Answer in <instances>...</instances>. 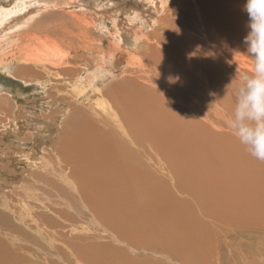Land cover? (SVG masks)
Returning a JSON list of instances; mask_svg holds the SVG:
<instances>
[{
	"label": "bare ground",
	"instance_id": "6f19581e",
	"mask_svg": "<svg viewBox=\"0 0 264 264\" xmlns=\"http://www.w3.org/2000/svg\"><path fill=\"white\" fill-rule=\"evenodd\" d=\"M62 1L70 0L0 3V67L3 66L10 75L14 73L11 71L15 65L16 74L22 76L25 84L35 83L36 92L45 94L40 106L43 117L48 113L45 100L54 99L60 103V109L65 111L61 113L66 118L61 129L59 124L54 125L55 122L52 124L47 118L37 120L31 112L29 123L21 130L19 123L9 126L7 134L2 132L18 137L31 131L35 136L33 142L37 147L30 154L26 151L27 143L11 140L10 151H15L7 153L13 156L12 160L24 162V166L33 163L34 157H41V151L49 141L55 142L54 146H49L48 153H44L45 158L39 161L41 167L29 174V184L25 185V181L23 186L26 187L22 186L24 191L18 192L23 194L21 199L16 194L17 202H20L18 210L25 219L24 223L10 219L16 224L12 228L22 230L24 238L36 245L37 252L41 251V242L48 243L49 254L38 258L43 264H59L53 262V252L60 260L74 258L96 264H106L109 260L112 261L110 264H204L207 256L201 253L204 250L198 251V243H192L193 239L189 238L192 230H184L186 226L179 225L186 233L190 232L188 237L184 234L185 239L181 235L178 239L173 235L168 240H161L157 234L155 237L143 236L147 228L139 232H142V240L134 239V232L128 227L135 219L134 213H138L141 220V214L145 216L144 210L150 203L147 196L148 199L152 196L155 201V197L172 195L177 189L173 178L177 174L179 158L190 155L194 152L193 147L202 143V135L195 138L188 134L193 128H207L204 123L209 119V111L205 106L214 96L215 85L218 91H224L226 70L231 62L230 65H235V59L230 62L223 58L229 54L228 38L234 44V40L242 39V33L251 35L249 0H189L188 3L180 0L177 8H173L177 4L174 0H143L146 6L128 9L122 18L115 12L109 19L110 27L104 28L111 44L106 48L100 47L103 41L93 39L90 29L96 23L89 20V14L60 13L59 9L65 7ZM40 4L44 6V14L38 17L33 8L41 7ZM138 44L141 49L150 48L151 52L141 54V58L131 57L132 49ZM252 75L247 72L246 76ZM198 99L203 102L196 105L194 101ZM10 109L15 113L22 110ZM58 112L56 114L60 116ZM193 113L195 116L200 114L205 122L190 119ZM60 119L63 123V118ZM208 135L209 129L204 136L207 138ZM181 150H185L183 156ZM9 156L4 155L3 159ZM199 161L201 159L196 158L194 163L199 164ZM229 168L221 181L226 202L233 211L241 208L252 187L246 181L245 164L238 163L236 167L234 162ZM258 182L253 185L259 188H255L257 198L264 194V188ZM239 191L240 198L237 197ZM136 198L141 200L138 204ZM164 208L155 211H165ZM167 215L164 216L166 220L169 219ZM117 220L127 223L115 230ZM170 220L172 223V217ZM86 226L89 229L84 232ZM173 227L179 233L180 229ZM136 228L138 226L133 230H139ZM172 228L171 233L174 232ZM101 238L107 243L99 241ZM65 239L69 240V247L64 243ZM83 244L91 252L98 247L101 254L85 255L82 253L85 249L75 250Z\"/></svg>",
	"mask_w": 264,
	"mask_h": 264
},
{
	"label": "rangeland",
	"instance_id": "374dc122",
	"mask_svg": "<svg viewBox=\"0 0 264 264\" xmlns=\"http://www.w3.org/2000/svg\"><path fill=\"white\" fill-rule=\"evenodd\" d=\"M1 1L8 2L9 0H0V3ZM170 1L173 2V0H170ZM174 1L177 4L176 5L174 4L173 8H177V6L179 7L178 3L180 0H174ZM67 2H63V1L61 2L62 5L65 4L64 5L65 7L59 9V12L63 14L67 13V15L68 14L70 15V13L74 11L78 14L79 13L89 14L88 16L91 18V19L89 18V20L93 24L96 23L94 25L95 27H92V28L90 27L91 28L90 30L92 32L89 31V33L91 32L94 40L103 41L100 43V47H104V48L110 46L111 44L110 38L106 35L107 32L105 29L110 27L109 19H112L111 17L115 14V12H116V16H120V18H122L124 11L128 9H132L135 6H140L141 8L143 6H146L144 5L145 2H143V0H70ZM188 2L189 0H181V3H188ZM40 5L41 7L33 8V11L35 10V12H38V15H37L38 17L44 14L43 13L44 6L43 4H40ZM53 7H55V5ZM38 17H36V19ZM106 20H108V22ZM76 29L77 28H74V31H76ZM102 30L104 31V33L102 32ZM252 37L254 36H250V33H242V39L234 40V44H233L232 39L228 38L229 44L227 47L229 49V54L227 55V57L223 56V58H226L228 60L230 59V62L231 61L234 62V59H235V65H230V64H233L231 62L229 64V67L226 70L227 72L226 81L223 84L224 91H218L216 88V85L214 86L215 87L214 96L211 97L210 102H208L209 104L205 106V108H207V110L209 111L208 121L205 122V119H203V117L200 114H197L198 116H195L193 113L191 114V117H190V119H194V120L198 119V120H202L205 122L204 125L207 128L200 129L201 126L195 129L193 128L191 134L190 135L188 134L189 137L195 136V138H197V136L202 135V138H201L202 143L199 145H196L197 147L192 146L194 149V152H192L191 154L193 155L191 154L185 155L183 159L179 158L177 174L173 178L175 180L177 189L172 193V195L169 194L166 197H161V198L155 197L156 199L155 201L152 196L150 197V199H148V196H147L146 198L147 200L150 201V203H148L149 201L147 202V201L142 200L143 203H148L147 205H149V207L147 208L149 210L147 208L145 209L146 211L144 210L145 216L144 214H141L142 220L139 217H137L138 213H134L136 215V216L134 215L135 219L131 223L130 225L131 227L130 226L128 227L129 229L132 228V230L131 229L130 230L134 232V236H135L134 239L142 240L141 239L142 235L148 236V237H150L149 235H151L155 237L156 234H157L156 237H159L161 240L162 239L168 240L173 235L175 236V238H177L178 236V239L180 235L181 237L184 238V234L186 235L185 236L186 238L188 237L187 235L190 234V232L186 233L185 231L180 229V226L182 225V226L187 227V229H184V230H188V228H190L189 230H192L189 238L190 240L193 239L192 243L194 242L198 243L197 246H200V248L199 247L197 248L198 251L204 250L203 252H201L207 256L206 258L207 262H205L204 264H210V263L211 264H264V202H263V198H264V194H263L264 193V189H263L264 188V160L257 159L251 154L250 146L241 142V134L237 131V129L231 126V122L234 118V113H235V109L237 105L239 90L245 84V77H247L246 76L247 72H250L253 74L255 72L256 60H255V56L253 55L252 51L249 48L250 40H255ZM139 46L140 44H138V46L135 45V47L132 49L130 53L131 57L141 58V54H144V53L148 54V52H151L150 48L145 47L144 49H141ZM239 47H240V50L238 49ZM33 67L35 68V66ZM0 68H1L0 69V112H1L0 113V127H1L0 128V135H1L0 136V139H1L0 140V154H4L6 157L9 156L8 153L10 150H12V147H11L12 142L18 143V140H19V143H24V142L27 143L28 147L26 151H28L30 154V152H33L34 151L33 149L37 147L36 144L33 142L34 137H35L33 133L31 131L23 132V134L18 135V137L16 135L14 136V134L6 135L7 132H9L8 127L11 125L18 126V124L20 123V125L18 126V129H20L25 123L26 124L29 123L28 116H29V113L32 112L34 114L33 117L36 118L37 120L38 119L42 120V118H47L49 119L48 121L50 123L51 121H52V124L53 122H55L56 124L54 123V125L59 124L58 126H60L62 129L63 126L65 125L64 119L66 118H64V115H63L65 111L60 109L61 107H59L58 105L60 104L59 102L55 101L54 99H48V100L46 99L45 100L46 103L44 104L48 108V113L43 114L44 115L43 117L42 114L40 113L41 111L40 106L42 105V102H44L43 100H44L45 94H38L36 92L37 89H36L35 83L25 84L24 81L21 79L22 76L20 74H16L15 65L12 68L11 72L12 73L14 72V73L10 74L11 76L8 74L6 69L4 70L3 66ZM36 70L39 71L37 68ZM49 101L50 103L47 105ZM201 102H203L202 99H198L197 101H194L196 105ZM176 103L178 104L179 102H176ZM11 104H13V106ZM170 104L175 105L174 101L173 102L170 101ZM51 105H52V108L53 107L55 108L52 109ZM167 105L169 104L167 103ZM11 107H14L15 110L17 109H20V110L22 109V110L20 112L17 111L16 113L10 112L12 111L10 109ZM54 111L55 113H52ZM57 111H59L58 113H60V116L56 114ZM61 112H63V114ZM11 113H12L14 120L12 119ZM18 114L21 118L18 116ZM3 115L6 116V118H4L5 120L3 119ZM9 116H11V118ZM38 117H41V118H38ZM59 117L63 118V123H60L62 122V119H60ZM249 126L254 127L255 123L249 122ZM60 127L58 129L59 131L61 130ZM208 129H209V135L206 138V136L204 135L208 133ZM3 130L6 134L2 133ZM58 130H57L56 135L59 134ZM187 132L188 131H186V133ZM25 133L26 135H24ZM11 140L13 141L11 142ZM199 140L200 139H198V141ZM48 143L49 145L46 147H43L44 150L41 151L42 156L34 157V160H33L34 164L28 163V165L25 164L24 166V162L21 163L20 161L17 162L15 160H12L13 156L11 155L5 160L3 159L4 155L0 156V159H3V161L0 160V264H43V262L38 260V258L46 257V254H49L48 253L49 251H47V245H48L47 242H41L40 244L37 243L39 244L41 251L40 252L35 251L36 245L33 242L26 240L24 238L25 233L22 230L20 229L14 230L12 226H16V224L11 222V220L23 222V220L25 219V216L20 212V210H18L20 209V205H19L20 202L18 203L17 201L19 200L17 199L18 198L21 199V196L23 195L21 194L22 192L21 189L25 181H26L25 185L29 184L27 182V179H29V174L31 173V171H34L35 169H38L41 167L42 164L40 162L42 159L45 158L44 153L47 154L48 150H50L49 146H54L55 144L54 141H49ZM13 151H10V152L13 153ZM181 152H180L181 156H183L185 153V150H181ZM191 156H194V157L191 158ZM196 158L201 159V161H199V164L194 163V160H196ZM51 161L52 160H50V162ZM234 162L236 163V167L238 163L245 164V174L248 176L246 177V181L250 182V186L252 187V190H250L246 194L248 195L246 198L244 197V200H243L244 204L242 203L241 208H234V210L232 211L230 210V207L228 206L226 202V199L224 196V186L222 187L223 181L221 180L224 179V175H226L228 170L230 169L229 165ZM201 163H203V165ZM247 164L250 166L248 167ZM167 170H169V166H167ZM208 171H210L209 174H208ZM200 173L203 174L204 176L202 175L199 176L198 174ZM211 177L212 179H209ZM167 178H172V177L167 176ZM241 178L243 179V177ZM261 179L263 180L261 181ZM209 180L210 182H208ZM230 180L232 181V183L230 184H233V180L232 179ZM257 180H259L258 185L263 186L262 188L263 195L260 194L259 196L261 197L258 196L259 198L255 196L259 188L257 189L256 187L253 186L255 184V181ZM260 182H263V183L260 184ZM166 183L168 185V182ZM234 185L237 188V190L240 189L239 187H237L236 183H234ZM210 190L211 192L212 191L213 192L210 193ZM19 191L21 192L18 193ZM232 191H235V189H233ZM203 193H205V195ZM240 193L241 192L239 191V195L237 196L238 198H240ZM16 194L17 195L19 194L18 198ZM219 196L222 198H220ZM161 199L163 201H161ZM198 200H200V202H198ZM140 201L137 198L135 199V202L137 204ZM201 203L205 205L203 206ZM161 204H163L164 206ZM226 207L227 208L229 207V208L227 209ZM162 208H164L165 211H158V210H156L158 212L155 211V209L161 210ZM166 211H168L169 213L168 212L166 213ZM160 212H164L163 215L161 214L162 216L159 214ZM178 212L180 213V215ZM166 214H169V216L167 215V219L169 218L168 219L169 221L166 220V218H164V216L166 217ZM186 215H188V217ZM146 216L148 217L149 220H150L149 216L155 217V218L157 217L158 220L155 218H151L150 220L151 222H147L149 220H147ZM170 216L172 217L173 220H174V217L176 218V220L174 221L172 220V223L176 222V224L173 223V225H175V227H178L180 229L179 233H177L178 230L174 231L175 228L173 227L171 223ZM181 217H183V219ZM163 219H165V222L167 221L166 225H164L165 222ZM177 219H178V222H177ZM135 220H138V221L136 222ZM139 220L142 222H139ZM143 220L145 222H143ZM154 220L157 222H154ZM125 223L127 222H123V221L120 222V220H117V226L115 230L121 229L123 227V224ZM143 223H147L148 226L147 224H144L145 227H142L144 226ZM157 223H159L161 227L159 224L155 225ZM162 224L166 228H164ZM213 224H215V226ZM154 225L157 227H154ZM137 226L138 228L136 229H139V230H133V228L135 229V227ZM128 228H125V229L129 230ZM144 228H147L146 229L147 231H144L145 230ZM171 228H172V231H174L173 233L170 232ZM88 229L89 227L86 226L84 232H87ZM151 229L153 230L151 231ZM101 230L103 231V228H101ZM140 231H144L143 233L145 234L141 232L142 235H140L141 234L139 233ZM168 232L170 235L166 236L165 234ZM191 236H193V238ZM102 239L103 238L99 239V241H101ZM68 241L69 240L67 239L64 240V243L68 245L67 247H69V243H70ZM203 241L205 242V244H203ZM51 243L54 244L53 242ZM85 243L86 245L89 244V242H85ZM103 243H107V242L103 241ZM206 243L209 245H207ZM55 244L61 245L59 243H55ZM70 247H73V246L70 245ZM204 248L210 251H207ZM78 249H85L82 252L85 255H92L94 253L101 254V251L99 250L98 247L94 252H91L89 249H86V246L84 244L75 248V250H78ZM56 257H60V256L53 252V256L51 255V258L53 259V262L56 263L58 261L59 264H96L95 262H89L85 260H82V261L74 260V258L69 259V260L68 259L60 260V258L57 259ZM200 257H202V259L204 258V256H200ZM110 263H112L111 260H109V262L106 264H110Z\"/></svg>",
	"mask_w": 264,
	"mask_h": 264
},
{
	"label": "clouds",
	"instance_id": "9594fccd",
	"mask_svg": "<svg viewBox=\"0 0 264 264\" xmlns=\"http://www.w3.org/2000/svg\"><path fill=\"white\" fill-rule=\"evenodd\" d=\"M247 9L252 19L250 36H255L249 47L256 60L255 72L245 77L239 90L231 126L241 134V142L250 146L251 154L264 160V0H249Z\"/></svg>",
	"mask_w": 264,
	"mask_h": 264
}]
</instances>
